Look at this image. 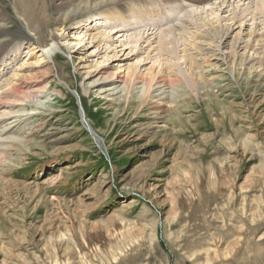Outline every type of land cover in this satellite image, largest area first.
Returning <instances> with one entry per match:
<instances>
[{"label": "rangeland", "instance_id": "rangeland-1", "mask_svg": "<svg viewBox=\"0 0 264 264\" xmlns=\"http://www.w3.org/2000/svg\"><path fill=\"white\" fill-rule=\"evenodd\" d=\"M139 1L125 4L131 17L111 21L93 11L79 18L82 28H74V19L64 33L50 23L62 75L49 67L22 84L19 92L41 93L46 105L11 107L29 118L8 121L16 124L9 135L20 141L0 149L6 153L0 155V264H264V13L258 0L220 10L214 3L186 5L159 28L134 12L158 7ZM231 13L262 40L253 61L242 49L230 57L232 46L219 43L232 42L237 31L225 35ZM127 18L135 27L115 34L111 27ZM19 26H7L13 35L2 58L11 66L0 75V92L16 69L34 60L30 41L15 35ZM196 31H208L214 46L201 50L205 40ZM98 32L109 33L113 45L90 43ZM146 32L168 40H154L143 62L148 48L139 39ZM129 41L127 49L120 46ZM19 47L22 57L15 60ZM153 62L166 77L167 100L160 95V105L150 106V97H137L132 86L113 91L123 85L112 79L117 70L144 71Z\"/></svg>", "mask_w": 264, "mask_h": 264}, {"label": "bare ground", "instance_id": "bare-ground-1", "mask_svg": "<svg viewBox=\"0 0 264 264\" xmlns=\"http://www.w3.org/2000/svg\"><path fill=\"white\" fill-rule=\"evenodd\" d=\"M12 1L13 2H11V4L13 5V7L15 9V13H12L10 11V5L11 4L7 5V4L3 3L2 0H0V61H2V64L0 63L1 64L0 68L5 66V68L0 69V71H2V70L8 71V69L10 68V64L9 63L7 64V60L5 58H2V54L4 53L3 51L8 47L9 36L12 34V33L10 34L7 31V26L11 22L19 23V25H20L19 30L17 31V33H15V35H18L19 37H23L26 40L28 39L30 41V43H29L30 46L28 48L32 47V51L29 50L28 52H32L31 56L33 57L34 60L27 61L25 64H22L18 70L16 69L17 72L13 73L5 81V83L7 82L9 84L8 87H6L2 92H0V149L1 148L3 149L5 147V146H3V142H5V141H8V140L20 141V139L12 138L9 135L11 130L14 129V125H16V124L12 125L13 122L11 123L8 121L10 119H12L13 117L23 118L25 116L24 119H26L28 117V112L26 114L23 112H21V114H19V112H20L19 110L13 111L11 109V107H13L15 105H20L21 107L23 106V108H22V111H23V109L25 110L24 105H37V106L38 105H46V102H43L39 98V96L42 95L41 93H35L32 96H30L29 98H27L21 92H19V89H20V87H22V84L26 83L28 80H30V78L37 77V73H39L43 70L45 72V70H48L49 67H54L57 70L58 75H60V76L62 75V71H61L62 65H60L61 63H59V61L57 60V55L56 54L54 55V51L56 50L57 46H55V43H53L52 41H54V39H56V35H54L52 33V31L50 30L52 28L50 26V23L53 22L54 24H56V26H60L62 29V32H63V29L67 28L69 26V24H70L69 21L71 22L74 19L79 20V18H81L83 15L89 14L90 12H93V11H98V14H100V15L106 14L108 16L107 19L110 18L109 20H111V21L115 20L116 17H118V16H121V17H127V15L130 16V14L127 13L128 10L126 8V5L130 4V3H127V1H129V0H61L58 4H52L48 0H12ZM162 1L164 3H166L169 0H162ZM190 1H192L195 4H199V5L214 3L217 6L216 8L220 10V8L226 9V7H228L229 5H232L233 1H236V0H190ZM237 1L239 3H241V2L246 1V0H237ZM138 3H140V1ZM154 3H159V2H158V0H155ZM140 4H143V2H141ZM257 4H258V7L261 8V12L264 13V0H258ZM219 6H221V7H219ZM133 9L134 8H132V10ZM47 11L48 12L52 11L53 16L51 15V17H50L49 14L47 13ZM144 11L147 12L146 15L147 14L151 15V10H149V9L144 10L142 8V6L140 7L139 12H138V9L136 11L134 9V12L135 13L138 12V13H140V15H143L142 13ZM195 11L196 10L189 11V12L187 11V12L189 14H194L192 12H195ZM132 13H133V11H132ZM154 13H155V11H154ZM172 13H168L170 17L173 16ZM229 16L231 18L228 20H232V23L226 25L225 28H227V30L225 32V35L230 36L231 33H233L235 30H237V31L234 32V34H233V39L231 40L232 42L226 43L227 41L224 39V40H221L219 43L225 44L226 47L228 45L232 46L231 52H229V50L227 51L229 53L230 57H232V56L236 57V55H238L237 50L242 49L247 54L246 55L247 61H253V59L257 58V55H259V51L257 50V45L262 44L261 38L257 37L256 33L248 32L246 27H245V23L242 22V20L237 17L238 15H236L235 13H231ZM229 16H228V18H229ZM20 20H24V21L20 22ZM203 20H205V18H203ZM128 21H130V20L128 19ZM24 22H26V23H24ZM82 22L83 21L80 22V20H79V22H76V24H74L75 25L74 28L81 27ZM216 22H219V21H216ZM118 24H122V23L120 22ZM134 24L135 23H127V25L125 24L123 26H121V25L117 26L116 25V26H112V27L110 26V27L112 28V30H114L115 34H118V33H122L123 31L129 30L132 27H135ZM143 25L145 26V24H143ZM96 26H97L96 29L101 28L99 26V24H96ZM26 27H29L33 31H35L37 37H34V36L28 34L26 32L27 31ZM89 27L92 30L95 29V28H91L90 25H89ZM196 29L198 30V27H196ZM98 33H101V32H98ZM151 34L155 35L154 39H152V37L151 38L149 37ZM158 34L160 35V33H158ZM158 34L157 33H150L149 34L148 32H146V34H140V36L142 35L143 37H142V39H139V40H141L143 43H145L147 48H148V56L143 59V62L151 57V52L155 49L153 44L156 41H154V40H156L157 38L160 37V36L157 37ZM85 35L90 36V34H85ZM118 35H120V34H118ZM109 36H110L109 33H108V35L107 34L104 35V33L93 34L88 39L92 40V41H90V43L92 42V44L95 43L98 45H102V44L109 42L110 45L112 46L114 43V40L111 39ZM195 37L204 38V40H205V41H200V43H199L200 45L198 47L201 50H203V45L204 46L208 45L209 47L214 46L213 44H211V42L207 43V41H206V39L212 37V35H210V33L208 31H204V32L196 31ZM166 40H168L167 37L161 36L159 38L158 42L163 43V41H166ZM81 44H83V43H81ZM126 44H128V45L133 44V42L129 41L127 43H122V45H120V46H126ZM201 45H202V47H201ZM50 46H52V47H50ZM20 47L16 51L17 55H15L16 56L15 60L20 59L22 57L21 53H23V52L20 50ZM128 47L129 46H126L125 49H127ZM131 47H133V46H131ZM37 49H39V51L42 52L43 56L40 57L41 61L38 60L39 56H37V52H36ZM141 49L139 48L138 51ZM217 49L221 50L220 48H217ZM227 52H225V53H227ZM223 53H224V51H223ZM115 59H117V58H115ZM157 63L158 62H153V64L149 68H147V69L145 68L146 70H144V71H142L139 68H137L135 70H133L131 67H127L124 69L120 68L119 70H117L116 73H114V76L112 79H113V81L123 83V85L120 87V89H119V87H115L113 89V91L116 93L121 92V91L122 92H128L130 89V86H132L133 89L136 90L137 94H139L137 97H140V95L143 96L144 94L148 95L150 97V99H149L150 102H148V104L150 106L151 105H160L157 103L158 100H155V97L162 95L163 99L167 100L170 97V94H169L170 90H168V87L166 88V79H165L166 77H164L163 74H161V68H159L157 66ZM45 66H46V68L42 69ZM139 82H140V84L142 83V85H140V86L137 85ZM157 85H160V86H158L159 88L157 87ZM156 89H160V94L155 93ZM5 134H7V135L5 136ZM9 149H11V145L9 147H7L5 152H7V150H9ZM0 155L3 157L4 155H6V153H1ZM5 185H7V184H5Z\"/></svg>", "mask_w": 264, "mask_h": 264}]
</instances>
